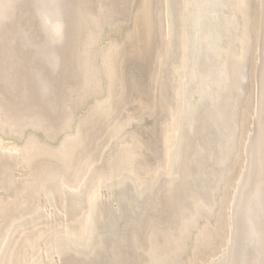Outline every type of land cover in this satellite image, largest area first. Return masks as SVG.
Returning a JSON list of instances; mask_svg holds the SVG:
<instances>
[{
    "label": "bare ground",
    "instance_id": "obj_1",
    "mask_svg": "<svg viewBox=\"0 0 264 264\" xmlns=\"http://www.w3.org/2000/svg\"><path fill=\"white\" fill-rule=\"evenodd\" d=\"M0 264H264V0H0Z\"/></svg>",
    "mask_w": 264,
    "mask_h": 264
},
{
    "label": "rangeland",
    "instance_id": "obj_2",
    "mask_svg": "<svg viewBox=\"0 0 264 264\" xmlns=\"http://www.w3.org/2000/svg\"><path fill=\"white\" fill-rule=\"evenodd\" d=\"M242 69H243V66H242V68H241V70H240L241 75L243 74Z\"/></svg>",
    "mask_w": 264,
    "mask_h": 264
}]
</instances>
